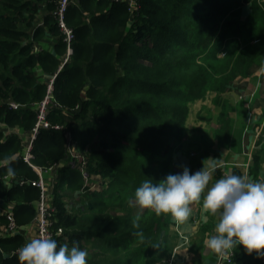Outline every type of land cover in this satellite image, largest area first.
<instances>
[{
    "label": "trees",
    "instance_id": "16d2710c",
    "mask_svg": "<svg viewBox=\"0 0 264 264\" xmlns=\"http://www.w3.org/2000/svg\"><path fill=\"white\" fill-rule=\"evenodd\" d=\"M136 4L131 11L128 0H72L66 14L75 33L69 55L55 15L58 0H0V201L12 205L19 226L35 220L41 191L21 187L17 179H38L21 156L37 123V105L55 77L48 120L63 129H40L33 163L54 167L58 175L50 206L54 230L62 227L64 233L54 239L58 246L77 243L97 250L88 264H153L171 254L162 237L171 215L135 212V189L145 179L155 182L169 174L191 104L208 93L234 89L238 76H249L254 63H264L260 0ZM51 36L56 40L52 51L45 45ZM226 113L219 116L216 133L221 143L229 140L232 128ZM70 139L83 162L72 157ZM263 156L264 145L255 157L254 176ZM6 157L16 170L12 183L4 180ZM215 174L221 176V169ZM98 181L101 189L91 191ZM65 194L79 197L81 205H67ZM7 222L0 215V231ZM24 243L18 232L0 236V264H21L13 252ZM259 263L243 247L235 252V264Z\"/></svg>",
    "mask_w": 264,
    "mask_h": 264
},
{
    "label": "clouds",
    "instance_id": "9594fccd",
    "mask_svg": "<svg viewBox=\"0 0 264 264\" xmlns=\"http://www.w3.org/2000/svg\"><path fill=\"white\" fill-rule=\"evenodd\" d=\"M2 164L8 177L16 175L11 157ZM216 168L215 163L203 164L192 172L183 166L182 171L169 173L159 181L145 179L135 189V204L156 215L170 214L177 225H184L192 215L193 203L202 201L204 222L210 216L216 220L204 243L218 261L240 245L248 254L264 257V178L254 180L232 171L214 179ZM134 225L139 228L138 222ZM18 255L21 264H88L89 252L77 243L58 246L56 239L41 234L24 243Z\"/></svg>",
    "mask_w": 264,
    "mask_h": 264
},
{
    "label": "crops",
    "instance_id": "0c3cea01",
    "mask_svg": "<svg viewBox=\"0 0 264 264\" xmlns=\"http://www.w3.org/2000/svg\"><path fill=\"white\" fill-rule=\"evenodd\" d=\"M262 3L264 4V0H262ZM55 41H56L55 38H53L52 36L48 37L45 42L46 47L52 51ZM38 48L42 49L40 46H38ZM256 66H257L256 69L261 70L264 66V63L260 62ZM258 78L260 79V77ZM255 85H257V88H260L259 81L256 80ZM261 90H264L263 86ZM211 102L214 104L217 103L216 99H212ZM246 102L247 100L245 99L244 103ZM244 103L243 104L239 103L234 108L237 110L236 107L240 108V106L241 105L243 106ZM249 103H251L250 106H248V108H250V112H247V108H246L247 113L246 112L244 114L242 112L237 113V116L239 114L244 115L243 119L245 122V125L240 126L241 130H238L239 137L237 139H239L241 145H243L242 149H240L239 147L241 151L240 150L234 151L233 148L231 147V144H233V142L237 143L238 141L234 136V131H237L235 123L231 125L232 128L230 132V138L228 141L225 142L224 139L223 142L221 143L219 139H218L219 141L215 140L217 138L216 137L217 130L220 128V122H219L218 114L214 116L212 115L211 116L212 119L209 116L208 122L215 119L216 126L209 127L211 131L210 136L214 140L211 142L210 147L208 149L209 154L208 155L204 154L205 157H202L200 154L198 155V152L194 151V148L192 147L194 145H202L203 137L205 136V134H207L206 133L207 127L197 129L191 127L189 124L186 127V133L182 143V146L183 144H185L186 148L185 149L181 148L178 152L175 153L170 166L169 173L182 171L183 166L189 167L190 171L194 172L202 168L203 164L207 166L210 163H215L217 165V168L221 169L222 175L225 172L235 171L238 174L244 175L246 177H250L254 180L264 178V160H263L264 156L261 161V164H259L261 167L260 172L254 176L253 175L254 172L252 171V169L255 170L257 167L255 164V157L258 155V153L261 151L264 145V140L260 141L261 139L260 135L263 134V132L259 136L257 134L258 132L257 128H260L261 126L260 125L256 126L261 116L264 114V103L260 104L259 108L261 109V111L259 113L256 112L255 109L256 101L254 102L252 101ZM240 110L242 111L241 108ZM250 123L255 124L254 135H250L248 133L251 129L249 125ZM237 128L239 129V126H237ZM63 166H64L63 164H60V167ZM46 173L51 174V179L54 176H56V178H54L55 181L50 180L49 184H47L44 178L45 172L43 173V179L45 181L46 191H47L46 194L47 202L50 205L52 203L54 186L56 185V180L58 175L57 172H55V170L46 171ZM215 178H217L216 174L214 175V179ZM65 195L66 196L64 200L66 201L67 205L70 206L72 204V201L70 200L74 198V195L72 194H68V195L65 194ZM74 199H78V198L76 197ZM4 204L7 206V209H4ZM192 208H193L192 215L189 217L188 221L184 225H177L175 220L172 218L170 227L167 230L162 231V237L165 236V239L169 241V244L172 247V251L167 258L164 257L153 264H224L223 261L222 262L218 261L217 255L212 250H210L204 243L207 237L213 232L216 222L215 218L210 216L208 222L207 223L204 222L203 216L206 213L203 211L202 201L198 203L194 202ZM9 212H13L12 205L0 201V215L6 216ZM18 234H21L25 238V243H26L28 240L37 236V230L34 227L33 222H31L27 225H23V226L21 225ZM0 236H9V235L2 234V230H1ZM240 247H243V245H240L233 250L236 252ZM257 259L260 261L259 264H264V257H260V258L257 257Z\"/></svg>",
    "mask_w": 264,
    "mask_h": 264
},
{
    "label": "built area",
    "instance_id": "2783aa9c",
    "mask_svg": "<svg viewBox=\"0 0 264 264\" xmlns=\"http://www.w3.org/2000/svg\"><path fill=\"white\" fill-rule=\"evenodd\" d=\"M129 1V6L130 10L133 11L137 9V0H128ZM72 0H58V8L55 11L56 19L58 21V25L61 29V31L65 34V41L68 43V54L70 55L73 51L71 48V44L75 38V33L73 29L67 26L66 23V14L68 11V7ZM67 60V59H66ZM63 67V66H62ZM61 67V69H62ZM54 81L55 77L50 80L48 84V90H47V95L44 98L42 102H40L37 106V123L36 125L32 128L31 132L29 133L28 139L25 140L24 142V153L21 156L23 162L26 164L30 165L33 167V169L36 171L38 174V179L37 180H32V179H17V183L19 186L24 187L27 185H31L34 187H37L41 191V197L37 202V215L35 217V220L33 221L34 227L37 230V235H48L51 238H55L56 236H60L64 233V230L62 227L58 228V231L56 232L53 228L54 224V208L50 206L47 202V191H46V185L45 181L43 179V173L46 171H53L54 167H49L46 169H43L41 167H38L34 165L33 161L35 159V155L33 152V146H34V141L37 138L40 129L41 128H47V129H55V130H61L63 129L62 125L58 124H52L48 120L49 112L51 109V104L55 102L54 100ZM12 107L17 108L18 105L12 103ZM264 129V121L261 124L260 128H257V134L258 136L263 132ZM71 139L69 142V150L71 151V155L74 159L79 160L80 162H83V157L80 156V154H77L72 151L73 146L71 144ZM16 177H8L7 175L4 176V180H8L9 182H13ZM7 224L6 227L2 229V234L6 235H14L16 234L20 226L17 223L16 217L13 212H9L7 215ZM19 250V249H18ZM18 250L14 251L13 254H18ZM224 264H234L235 263V251L232 250L231 254L226 257L223 260Z\"/></svg>",
    "mask_w": 264,
    "mask_h": 264
},
{
    "label": "rangeland",
    "instance_id": "374dc122",
    "mask_svg": "<svg viewBox=\"0 0 264 264\" xmlns=\"http://www.w3.org/2000/svg\"><path fill=\"white\" fill-rule=\"evenodd\" d=\"M262 1V0H260ZM249 4V3H248ZM246 4V5H248ZM264 5V4H263ZM249 9V8H248ZM246 18V8L244 9V14L242 16V19ZM263 32V31H262ZM259 32L258 33H262ZM264 34V33H263ZM262 35V34H260ZM218 57H224V53L221 51L218 54ZM264 57V55H263ZM221 60V59H219ZM214 64H218L220 61H213ZM259 63V62H258ZM257 62L254 63V65L250 68L252 74L249 76H238L235 80H234V89L229 90L225 93H221L219 95H216V93H208L207 97L204 100H197L195 101L193 104H191V112H190V116L187 120V125L190 124L191 127L194 128H206V133L205 136L203 137V143L202 145H194L192 146L194 148V151L198 152V155L200 154L202 157H205V155H208V149L210 147V144L212 141H214L211 136H210V128L209 127H215L216 123H215V119H213L212 121L208 122L209 120V116L211 117L212 115H216L218 114V116L221 115V113L224 111H226V117L225 119H230L231 121V125L232 124H236V130L234 131V136L236 137L237 143L231 144V147L233 148L234 151L236 150H240L243 148V145H241V142L239 141V139H237L239 137L238 135V130L240 129V126L245 125L244 119H243V114L245 112H242L240 110L239 107H236L237 110L234 108L237 104L241 103L242 100H247L246 103H244L243 107L247 108V112H250V108H248V106H250L251 103L249 102H254L256 101V112H260L261 109L259 108L260 104L264 103V90H261L262 86L264 87V66L261 70L256 69L257 68ZM219 65V64H218ZM260 77V79L258 78ZM259 81L260 83V88H257V85H255L256 80ZM216 96V97H215ZM212 99H216V104L212 103ZM226 104H228L229 108L226 109ZM247 104V105H246ZM232 108V109H231ZM254 109V108H253ZM238 112H242L243 114H239L237 116ZM246 112V113H247ZM212 119V117H211ZM238 121V122H237ZM263 123V121L259 120L257 124H261ZM218 124V123H217ZM220 125H222L220 123ZM250 131L248 132L250 135H254V125L250 123ZM237 126H239V129L237 128ZM264 135L261 134L260 136ZM215 138V136H214ZM216 141H219L218 138L215 139ZM197 147V148H196ZM223 147V146H222ZM240 147V149H239ZM183 149L186 148V145L183 144L182 146ZM241 151V150H240ZM205 154V155H204ZM81 156V155H80ZM194 158V157H192ZM60 175V173H59ZM44 178L47 182V184H49L50 180H54V178H56V176H54L51 179V174H48L45 172ZM55 181V180H54ZM53 181V182H54ZM91 191H93V189L95 190H99L101 189V185L100 182H95L94 184L91 185ZM72 197V196H71ZM78 199H74L72 198L70 201H72V203H78V205H81L80 199L79 197H77ZM133 205H131L134 208L135 212H139L142 211L143 209H141L138 205L135 204V201L132 202ZM4 209H7V206L4 204ZM89 252V258L93 256V254H96L97 250H94V248L88 250ZM92 259V258H91ZM98 258H94V260H97Z\"/></svg>",
    "mask_w": 264,
    "mask_h": 264
}]
</instances>
